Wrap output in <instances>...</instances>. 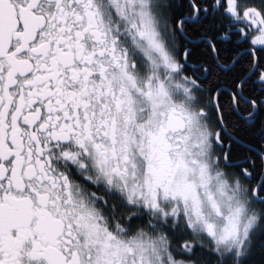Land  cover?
Listing matches in <instances>:
<instances>
[{"label": "snow or ice", "instance_id": "obj_1", "mask_svg": "<svg viewBox=\"0 0 264 264\" xmlns=\"http://www.w3.org/2000/svg\"><path fill=\"white\" fill-rule=\"evenodd\" d=\"M0 264H264V0H0Z\"/></svg>", "mask_w": 264, "mask_h": 264}]
</instances>
